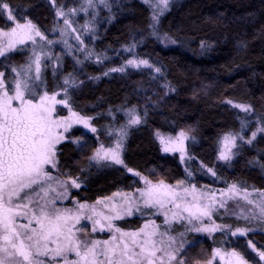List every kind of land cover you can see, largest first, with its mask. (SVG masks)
<instances>
[{"label": "trees", "instance_id": "trees-1", "mask_svg": "<svg viewBox=\"0 0 264 264\" xmlns=\"http://www.w3.org/2000/svg\"><path fill=\"white\" fill-rule=\"evenodd\" d=\"M99 11L97 32L88 41L90 57L64 55L57 66L44 68L40 90L67 89L74 111L90 118L96 135L75 127L57 147L60 170L81 187L73 192L79 202H95L119 191L136 190L141 181L134 170L153 182L174 185L187 178L178 155L164 154L157 131L176 135L187 129L188 150L195 182L214 187L237 186L264 192V133L238 145L234 158L219 159L222 139L229 134L250 138L264 128V0H171L153 25L155 7L145 0H106ZM15 21H31L49 39L60 38L62 23L56 7L79 6V0H3ZM8 11L0 14V28L8 29ZM148 59L155 69L113 72L133 55ZM27 47L0 58V72L10 88L16 72L31 62ZM107 73V75H105ZM69 81L68 84L65 81ZM74 81V83H72ZM231 101V103H228ZM232 102L248 104L246 113ZM141 123L130 125L131 115ZM126 131L125 166L94 164L101 145L110 147L118 132ZM213 169L216 178L205 174ZM228 224L238 227L235 219ZM126 229H137L138 217L123 219ZM232 248L252 264H261L251 249L264 252V231L245 237L217 234L201 238L189 250L211 252L215 246ZM201 251V250H200Z\"/></svg>", "mask_w": 264, "mask_h": 264}, {"label": "rangeland", "instance_id": "rangeland-1", "mask_svg": "<svg viewBox=\"0 0 264 264\" xmlns=\"http://www.w3.org/2000/svg\"><path fill=\"white\" fill-rule=\"evenodd\" d=\"M50 1L53 5L56 4L55 0ZM79 2L80 3L78 7L70 8L67 10L61 7H56V11L60 10L64 13L63 16L58 15L62 23V33L60 38H47V36L40 30V28L35 23L30 21L33 25H35L36 29L40 32L41 35L37 36L33 32L32 39L25 40L23 44H17L14 49L6 52L3 56H0V58H2L10 52L24 46L31 50V62L27 66H24L20 70L16 71V79L29 78L30 86L33 84L37 85L34 90L39 95H43L45 92H47L49 96L57 94L56 100L58 101L66 100V104H55V112L53 113V119L70 118V121H72L71 127L67 132H63V129L59 130L65 137V139L62 140L61 143L68 139V134L75 127H82L85 131L92 135H96L97 131H91V128L95 127L93 126L90 118H87L71 109L67 102L64 90L50 93L46 90H40L38 88V85L42 82L44 68L49 65L57 66L62 56L68 54L74 57L76 60L81 59L82 56H91V52L88 50V41L91 40L93 36H95L97 32V18L99 15V11L101 8L108 6V2L106 0H104L103 3L101 2V0H91V4L88 3V0H79ZM152 2L153 5H155L157 3V0H152ZM170 2L171 0H169L167 8L169 7ZM155 12L159 14V9L155 8ZM65 20L68 21L67 24L65 23ZM26 22L28 21H13V25L10 28H0V30L7 32L10 31L13 27H16L17 23L25 24ZM18 31L21 30L18 29ZM0 40L3 41L4 45H6L7 37H0ZM49 41H51V43H49ZM126 52L132 55L134 53L133 49L130 48H128ZM37 57H39L40 67L39 80L34 79L37 75ZM129 60H135L137 62L146 60L148 61V66L141 65L139 68L133 67L127 64V61ZM127 61L126 64L121 67L124 68V71L113 72H128L130 70L143 69H151L156 71L155 67L148 59L133 55ZM17 72L20 73L19 77H17ZM9 94H12L10 88ZM26 98L32 99V97L28 96L27 93ZM38 99L39 96L36 97V100ZM13 103L15 106L19 102L14 101ZM232 105L249 106L248 104L237 102H232ZM238 109L243 111L241 108ZM250 112L251 110L247 111L246 113ZM72 113H76L79 118L87 120L89 127H85L82 123H75L74 121L76 117H72ZM135 117H137V115H131V119ZM119 132L117 139L112 146L106 147L103 145L105 149L115 147L119 137ZM182 132L185 134L183 140L180 139V134ZM255 133L256 135L264 133V128L259 126ZM155 136L161 145L163 153L178 155L181 163L185 167L187 178L182 183L171 185L162 181L153 182L146 176L134 170H131L129 172L141 181L140 188L131 191H119L109 197L100 198L95 202H79L73 199L72 194L74 191L81 187V183L80 181L75 179L76 183H78L80 187L77 188L72 186L71 180L73 179L65 175L60 170L56 148L57 167L55 169H52L50 166H45L46 171H48L50 175L54 177V179L40 185H34L31 190H25L21 193L19 199L14 198V203H27V199L24 198L25 195L33 198L34 200L39 199L40 203L55 199L56 208L60 209L61 211L69 210L68 214L71 216H81L79 223H76L74 228V231L77 232V236L79 237V239H88L90 241H105L111 240L113 235H115L117 237L116 242H119L120 233H116L114 231L117 228L120 229L121 233H137L136 238L140 242H143L147 234L148 237L155 243L156 248L160 249V251L156 252V257L154 258L155 264H178L180 260H183L185 264H208L209 261H211V264H227L229 254H231L233 251L239 253L247 262V264H252L247 261V259L237 250L232 248L229 249L227 247L223 248L221 245L215 246L211 252H207L205 249L201 248V251L199 250L198 254H196L197 251H188V249H190L189 247L198 244L201 238L214 240V237L220 233L233 237H245L249 232L252 231H264V212L261 211V209L264 208V192L257 190H244L238 188L237 186H235V190H233L234 185L228 187H214L208 186L206 184H198L197 182H195V173L191 167L193 158L191 157L188 150V145L191 139L189 130L184 129L176 135H169L157 131L155 133ZM225 137H234V144L226 143ZM225 137L221 141L219 153V159L224 162L231 161L234 158L235 151L239 144L249 143V140H251L252 142V140L255 138H253V134L250 138H247L243 135L242 132L239 134H229ZM161 138L168 142L167 147L170 149L169 151H164L165 144L161 143ZM125 139L126 136H124L122 139V149L120 152V158L123 161L122 164H116L111 161H100L98 163L96 160L91 159L92 162L98 165L115 164L125 166L123 160ZM60 144H58L57 147ZM100 147L101 146H99L98 148ZM95 152L96 150L94 151L92 157L95 155ZM222 153L229 155L230 159H221L220 157ZM204 169L206 172L205 174H209L213 179L216 178V174L213 175V173H215L213 169H211V172L209 171L210 168L204 167ZM58 181H67V185L61 186ZM65 187L66 196H60L61 193H65ZM150 187L157 188L161 194L169 191L176 193L177 198L175 200L164 198L163 206L158 203H146L147 198L145 196H142L141 193L146 192ZM45 191H47L48 193L47 196H44ZM37 193H39V197H37ZM58 196L60 198L57 199ZM245 196L247 198H245ZM80 204H84L86 205V207L84 209H80ZM176 205H179V207H177ZM31 207L32 206L30 205V208ZM91 208H94L96 213H98L99 215L93 216L92 220L83 218L92 215V213L89 211V209ZM129 210L131 211V215H128ZM203 210H207L209 212V215L201 216L200 219L190 217L191 213L199 215ZM36 214L39 215V212L37 211ZM104 217H108L109 219L105 220ZM135 217H138L140 220H142L141 226L137 229H126L119 224V222L123 219L125 220L127 218ZM227 217L235 219V224L240 225H238V227H235L234 225L232 226V224H228L226 222ZM189 218H191V222H189ZM95 220H99L100 223L104 225L103 231L100 230V225L97 224L95 225L97 230L95 232H92ZM26 222L27 220L23 218H18L17 220V223ZM109 222L112 224V230H109L108 228ZM196 228H216V231L198 232L195 231ZM82 232H86L88 233V235L84 236L81 234ZM153 233L154 235H151ZM233 233H236V235H233ZM125 241L130 243V237L126 236ZM0 243H2V241H0ZM181 245H183V248H181ZM49 247H55V245L50 244ZM177 249H180L178 254L176 252ZM217 249L220 250V254L216 255L215 258H213L215 250ZM251 249L258 256L261 264H264V259H261L259 255V253H262L263 251L256 250L254 246H251ZM165 253L176 254V259L169 261L168 256L165 255ZM41 259L45 261V264H48V257H41ZM68 259L74 260L76 259V257L73 253H69ZM5 264H11L9 258H5ZM53 264H64V261L61 258H57L56 261L53 262Z\"/></svg>", "mask_w": 264, "mask_h": 264}, {"label": "snow or ice", "instance_id": "snow-or-ice-1", "mask_svg": "<svg viewBox=\"0 0 264 264\" xmlns=\"http://www.w3.org/2000/svg\"><path fill=\"white\" fill-rule=\"evenodd\" d=\"M101 2L103 3L104 0ZM88 3L91 4V0H88ZM145 3L151 4L152 0H145ZM168 3L169 0H157L154 7L159 9V14L154 11L152 17L154 23L151 27H155L159 15L167 9ZM4 10L8 11V20L15 21L9 5L0 0V14H3ZM57 15L63 16L64 13L58 10ZM65 23L67 24L68 21L65 20ZM33 32L37 36L41 35L30 21L25 24L17 23L16 27L7 32L0 30V37H7L6 45L0 40V56L14 49L17 44H23L25 40L32 39ZM127 64L139 68L141 65L148 66V61L129 60ZM13 71L16 72V69ZM112 71H124V68L112 69ZM156 71L159 72L160 69L157 68ZM39 72V57H37L35 80L40 79ZM19 76L20 73L17 72V77ZM3 77L4 73H0V241H2L0 243V254H2L0 255V264H5V258H9L11 264H45L41 257H48V264H53L57 258L63 259L64 264H155L156 252L160 249L156 248L155 243L147 234L143 242H140L136 238L137 233H121L120 229L117 228L114 231L120 233L119 242H116L117 237L115 235L111 240L105 241L79 239L74 228L75 224L79 223L81 216H71L68 214L69 210L61 211L56 208L55 199L40 203L39 199L34 200L25 195L24 198L27 199V203H14V198L19 199L25 190H31L34 185H40L54 179L46 171L45 166H50L52 169L57 167L56 148L65 139L59 130L63 129V132H67L72 121L70 118L53 119L55 104H66V100H56L57 94L49 96L45 92L43 95H39L34 90L37 85L30 86L29 78L13 80L10 86L12 94H9V87L6 86ZM65 83L68 84L69 81L66 80ZM64 91L67 95V89ZM26 93L32 99L26 98ZM37 96H39L38 100H36ZM14 101L19 103L14 106ZM234 107L241 108L245 112L251 110L250 106L234 105ZM71 115L76 117L75 123H82L85 127H89L87 120L79 118L76 113ZM139 123L141 120L138 116L130 120V124ZM91 131L95 132L96 129L91 128ZM125 135L126 131L121 129L115 147L105 149L101 145L92 159L98 163L111 161L122 164L120 152L122 139ZM255 135L256 133H253V138ZM184 137L185 134L182 132L180 139L183 140ZM234 141V137H225V142L228 144H234ZM248 142L251 143V140ZM161 143L165 144L164 151L170 150L167 147L168 142L163 138H161ZM220 158L230 159L229 155L225 153H222ZM209 171L211 172V169ZM58 183L61 186L67 185V181H58ZM71 184L74 187H80L75 179L71 180ZM233 190H235V186H233ZM47 194L45 191L44 196ZM141 195L147 198L146 203H158L161 206H163L164 198L172 200L177 198L176 193L169 191L161 194L155 187H150ZM60 196H66V187L65 193H61ZM37 197H39V193H37ZM58 198L60 197L58 196ZM245 198L247 197L245 196ZM176 206L179 207V205ZM85 207L84 204L79 205L80 209ZM37 211L39 215L36 214ZM89 211L92 215L83 218L92 220L93 216L99 215L94 208L89 209ZM261 211L264 212V208ZM128 215H131L130 210ZM207 215L209 212L203 210L199 215L191 213L190 217L200 219L201 216ZM18 218L26 219L27 222L17 223ZM104 219L109 218L104 217ZM189 222H191V218H189ZM97 224L103 231L104 225L99 220H95L92 232L97 230L95 227ZM108 228L112 230L110 222ZM195 231L212 232L216 231V228H196ZM81 234L88 235L86 232ZM126 236L130 237V243L125 241ZM50 244L55 245V247H49ZM179 251L180 249L176 250L177 254ZM69 253H73L76 259L69 260ZM219 254L220 250H215L213 258ZM165 255L168 256L169 261L176 259V254L165 253ZM259 255L261 259H264V252L259 253ZM178 264H185V262L180 260ZM208 264H211V261ZM227 264H247V262L239 253L233 251L229 254Z\"/></svg>", "mask_w": 264, "mask_h": 264}]
</instances>
